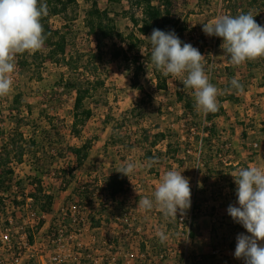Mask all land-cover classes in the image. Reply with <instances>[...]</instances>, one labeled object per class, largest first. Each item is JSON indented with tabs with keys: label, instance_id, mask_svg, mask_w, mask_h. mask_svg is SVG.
<instances>
[{
	"label": "rangeland",
	"instance_id": "374dc122",
	"mask_svg": "<svg viewBox=\"0 0 264 264\" xmlns=\"http://www.w3.org/2000/svg\"><path fill=\"white\" fill-rule=\"evenodd\" d=\"M98 1L102 9L107 8V1ZM181 1L180 14L175 21L188 26V30L183 34L175 33L182 42L191 44L204 55L209 81L220 90L218 111L211 122L215 129L212 140L216 146L208 147L207 137H204L205 169L200 175L196 169V151L205 116L196 109L194 90L184 87L183 77H173L165 89L157 87L156 69L150 62L152 47L140 31H137L140 48L130 57L134 60L138 53L140 62L146 67L141 78L145 92L132 87L133 71L128 69L126 61L116 62L110 56L116 48L127 50V45L121 41L109 43L97 73L86 74L80 70L73 74L67 61L76 57L75 51L86 56L97 53L96 42L88 36L85 24V11L89 8L86 0H74L76 10L79 5L74 20L66 16L49 20L48 25L53 30H70L71 46L65 62L51 53L54 43H45L38 54H28L29 66L23 74L19 72L21 60L16 56L12 90L7 96L0 97V131L19 136L27 150L26 156L12 155L11 165L15 167L17 184L25 185L27 180L20 181L21 177L42 181L43 194L55 198L52 210L55 215L62 208L74 206L82 183L89 186L90 191L98 192L110 176L128 162H134L137 168L129 179L126 177V185L127 192L133 191L136 197L130 192L131 195L121 197L123 200L114 197L115 203L110 204L109 200L105 207L102 205L103 212L89 216L90 223L99 227L112 221V209H121L129 203L137 208L140 198L153 199L166 171L182 172L190 179L191 208L188 212L198 205L192 228V234L199 237L198 242L196 237L191 242L194 253L203 260L206 258L209 264H244L242 259L234 257V252L238 234L248 233L230 216L227 221L220 219L219 213L227 210L230 204L238 206L236 185L231 175L249 165L264 168V58L233 66L221 48L222 39L209 37L202 30L203 24L218 16L241 14L242 10L234 9L236 0ZM259 1L260 10L250 9V13L257 24L264 26V0ZM158 6L155 3L154 7ZM246 6L252 8L248 2ZM128 7V0H123L117 14V28L125 36L134 29L130 19L122 14V9ZM147 9L143 4L138 15L143 17ZM70 11L68 16H71ZM259 11L262 14L258 15ZM73 76L86 81L93 89L88 102L93 117L80 137L72 134L76 95L65 88L67 80ZM233 78L244 86L242 93L230 90ZM179 87L190 97L187 102H179ZM20 92L24 94L23 105L26 106L13 108L12 100ZM29 105L33 116L26 108ZM192 127H196L197 134H192ZM168 141L177 149V154L163 157L149 167L147 162L161 157ZM3 144L0 140V146ZM85 144L90 156L83 167H77L70 148ZM150 153L152 158L148 157ZM36 164L41 166L39 170H36ZM92 205L100 208L98 201ZM173 222L177 224V220L173 219ZM217 248L221 249L219 257L213 256Z\"/></svg>",
	"mask_w": 264,
	"mask_h": 264
},
{
	"label": "clouds",
	"instance_id": "9594fccd",
	"mask_svg": "<svg viewBox=\"0 0 264 264\" xmlns=\"http://www.w3.org/2000/svg\"><path fill=\"white\" fill-rule=\"evenodd\" d=\"M47 14V4L38 0H0V97L12 90L17 54H34L44 47L41 19ZM202 30L209 37L222 39L221 48L233 66L264 58V26L257 24L250 12L218 16L203 24ZM146 39L152 47L150 62L154 68L166 77H183V85L194 90L196 109L205 117L217 112L220 90L209 81L204 55L191 44L182 42L174 30L165 32L154 28ZM230 86V90L238 93L244 91L236 78L230 81ZM147 163L151 167L156 161L150 159ZM136 168L134 162H128L117 172L129 179ZM231 176L238 206L230 204L227 213L248 233L238 234L234 257L242 259L244 264H264V168L249 165ZM137 207L144 211L155 207L165 218L175 220L179 213L183 219L191 208L190 179L175 169L166 171L154 191V198H140ZM157 236L161 243L168 239L163 230Z\"/></svg>",
	"mask_w": 264,
	"mask_h": 264
},
{
	"label": "built area",
	"instance_id": "2783aa9c",
	"mask_svg": "<svg viewBox=\"0 0 264 264\" xmlns=\"http://www.w3.org/2000/svg\"><path fill=\"white\" fill-rule=\"evenodd\" d=\"M206 118L197 142L198 175L205 169L204 137L209 136L206 131L212 126ZM20 181H26L25 185L15 179L9 192L0 191L5 199V206H0V264H209L191 248L198 205L183 219L178 213L176 224L158 209L144 211L129 203L112 209V221L99 227L90 223L89 216L103 212L101 207L109 200L115 203L114 197L123 200L121 197L131 193L135 196L133 191L127 192L126 182L124 193L108 192L106 184L98 192L90 191L91 200L77 197L73 207L62 208L55 215L53 208L45 212L32 196L37 194L38 184L28 177ZM94 201L100 208L92 205ZM219 218L227 221V210L219 213ZM160 230L168 236L164 243L157 236ZM220 254L219 248L213 251V256Z\"/></svg>",
	"mask_w": 264,
	"mask_h": 264
},
{
	"label": "trees",
	"instance_id": "16d2710c",
	"mask_svg": "<svg viewBox=\"0 0 264 264\" xmlns=\"http://www.w3.org/2000/svg\"><path fill=\"white\" fill-rule=\"evenodd\" d=\"M108 2L106 9H102L100 2L98 0H86L89 4V8L86 9L85 24L88 29V36L93 37L97 45V53L90 56H86L80 52L75 51V58L68 62V66L72 70L73 74L79 73L80 70H84L86 74L97 73L100 69V64L102 65L105 59V51L109 43L115 41H121L127 45V50L121 48L114 49L110 56L112 60L116 62L126 61L128 69L133 71V77L131 79V85L134 89H140L145 92L144 87L141 85L142 75L146 73V67L144 63L140 62L139 54L134 60L131 59L130 55L134 52H137L140 48L139 35L137 31H140L145 37H148L152 34L154 28L160 29L162 31L168 32L174 30L183 34L188 30V26L181 24L179 21H175L179 14L182 2L181 0H128L129 7L122 9V14L124 17L130 19L133 24L134 29L127 35H123L117 28V14L118 10L123 6V0H105ZM235 11L240 9L242 13L251 12L250 9L257 10L260 5L259 0H236ZM252 8L246 6V3ZM38 3H46L48 8L47 16L42 17L41 24L43 26V34L45 36V43H54L52 48V54L58 58L60 61L66 60L65 56L67 50L71 43L69 41L70 30L63 32L61 30H53L49 27L48 23L51 17H61L66 16L69 20H74L77 14L75 8L74 0H38ZM155 3H158L159 6L156 8ZM143 4H146L148 9L143 17L139 16L138 13L141 10ZM71 10V11H70ZM70 11V15L68 16ZM258 15L262 12H258ZM114 15V16H113ZM262 16V15H261ZM40 51H37L38 54ZM29 53L17 54L21 61H19V72L23 74L27 67L29 66V59L27 57ZM65 58V59H64ZM145 58V57H144ZM125 65V67H126ZM156 79L157 87L159 89H165L168 86L169 81L173 76H164L161 72L156 70ZM185 87V86H184ZM65 88L74 93L75 104H74V121L72 124V134L75 137H80L84 127L90 122L93 117V111L88 105L92 87L86 82L82 81L77 76L70 77L66 84ZM186 88V87H185ZM181 87H179V102H187L189 96L181 92ZM24 94L17 93L13 98L12 107H24L23 105ZM146 100V99H143ZM151 100V97H149ZM28 113L30 116H33L32 106H27ZM216 117V113H209L207 115V120L213 122V119ZM198 127V126H196ZM196 127H192L196 129ZM209 133V136L206 139V145L208 147H214V141L212 140L214 136V124L208 128L206 131ZM0 140L4 142L0 146V191L9 192L11 186L15 181V170L11 166L12 164V155L26 156L27 150L26 147L21 143L22 139L14 134L9 135L5 130L0 131ZM211 144V145H210ZM213 144V145H212ZM216 146V145H215ZM177 149L174 148L171 141H168L166 144V151L161 154V157H154L156 163L160 161L163 157H168L172 154H177ZM70 153L76 157L77 167H83L90 156V150L87 145H75L70 148ZM149 158H152L150 153ZM39 170L41 166L39 164L35 165ZM207 170L211 172V168L207 167ZM32 182L38 184L37 194L32 196L36 199L38 204H40L45 212H50L54 206L55 198L51 195L43 194V184L42 181L37 178L32 179ZM125 182L126 176H123L120 173H115L110 176L107 180V188L105 189L108 192L114 194H120L125 192ZM83 187V189H81ZM77 197L85 201V199L91 200L92 196L90 195L89 186L82 183L77 191ZM4 197H0V206H5ZM196 234H192V238H195Z\"/></svg>",
	"mask_w": 264,
	"mask_h": 264
},
{
	"label": "crops",
	"instance_id": "0c3cea01",
	"mask_svg": "<svg viewBox=\"0 0 264 264\" xmlns=\"http://www.w3.org/2000/svg\"><path fill=\"white\" fill-rule=\"evenodd\" d=\"M210 203H211V202H210ZM195 237H196V236H195ZM200 238H202V237H200ZM195 240H196V242H198V240H199V237H196V239H195Z\"/></svg>",
	"mask_w": 264,
	"mask_h": 264
}]
</instances>
